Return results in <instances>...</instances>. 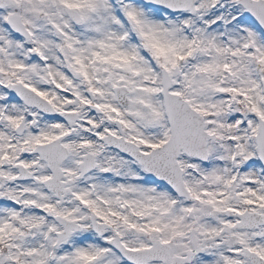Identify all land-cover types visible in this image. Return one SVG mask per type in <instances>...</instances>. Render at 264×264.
I'll return each instance as SVG.
<instances>
[{"label": "snow or ice", "instance_id": "6c2138e0", "mask_svg": "<svg viewBox=\"0 0 264 264\" xmlns=\"http://www.w3.org/2000/svg\"><path fill=\"white\" fill-rule=\"evenodd\" d=\"M0 264H264V0H0Z\"/></svg>", "mask_w": 264, "mask_h": 264}]
</instances>
